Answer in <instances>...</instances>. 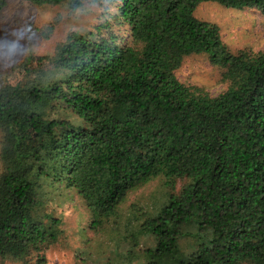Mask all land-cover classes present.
Returning <instances> with one entry per match:
<instances>
[{
    "label": "trees",
    "instance_id": "16d2710c",
    "mask_svg": "<svg viewBox=\"0 0 264 264\" xmlns=\"http://www.w3.org/2000/svg\"><path fill=\"white\" fill-rule=\"evenodd\" d=\"M28 1L70 10L85 2ZM89 1L116 2L113 19L131 43L104 19L0 84V264H47L41 250L60 220L45 209V185L76 190L95 228L116 223L125 196L154 178L162 194L136 210L125 257L264 264V49L233 52L216 23L195 15L215 2L264 16V0ZM191 54L222 69L225 90L178 80Z\"/></svg>",
    "mask_w": 264,
    "mask_h": 264
},
{
    "label": "rangeland",
    "instance_id": "374dc122",
    "mask_svg": "<svg viewBox=\"0 0 264 264\" xmlns=\"http://www.w3.org/2000/svg\"><path fill=\"white\" fill-rule=\"evenodd\" d=\"M37 9L40 11L38 27L45 36L31 27ZM102 14L105 15L102 17ZM116 14L117 5L112 1L91 3L85 0L80 8L70 10L67 2L37 6L28 0H6V5L0 11V84L12 80L13 72L18 71L16 61L21 56L27 55V60L35 65L36 56L50 58L56 43L63 41L70 32L91 34L104 19H108L119 40L131 43L128 26L116 23L113 19ZM195 15L216 23L223 42L233 52L264 49V16L257 8L238 9L203 2L197 6ZM42 40L44 45L40 46ZM175 76L180 82L203 87L210 95H217L227 87L222 78V69L210 64L206 54L184 57L175 70ZM1 141L0 132V145ZM1 170L0 162V173ZM158 194H162L160 180H149L125 196L119 206L122 217L116 223L109 221L93 228L90 213L76 190L45 185V209L60 220L56 240L41 250L46 263L106 264L109 259L117 257L121 264H145L140 258L129 260L125 257L129 247L124 235L135 231L136 219L133 218L136 210L148 207ZM148 243V239L143 237L139 244L142 247Z\"/></svg>",
    "mask_w": 264,
    "mask_h": 264
},
{
    "label": "clouds",
    "instance_id": "9594fccd",
    "mask_svg": "<svg viewBox=\"0 0 264 264\" xmlns=\"http://www.w3.org/2000/svg\"><path fill=\"white\" fill-rule=\"evenodd\" d=\"M39 17H40V11H39V9H37L36 19L33 21L31 27H32L33 29H36V30L38 31V33H39L41 36H45V34H44L43 32H41V31L39 30V27H38V25H39ZM43 45H44V41L42 40V41L40 42V46H43ZM27 58H28L27 55H23V56H21L20 59H18V60L16 61V66L22 65L23 62H24Z\"/></svg>",
    "mask_w": 264,
    "mask_h": 264
}]
</instances>
